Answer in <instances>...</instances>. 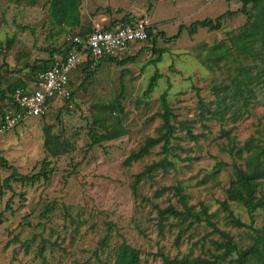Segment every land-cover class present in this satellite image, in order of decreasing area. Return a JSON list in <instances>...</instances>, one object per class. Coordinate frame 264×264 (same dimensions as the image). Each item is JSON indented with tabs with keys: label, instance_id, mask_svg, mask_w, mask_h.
Returning a JSON list of instances; mask_svg holds the SVG:
<instances>
[{
	"label": "rangeland",
	"instance_id": "374dc122",
	"mask_svg": "<svg viewBox=\"0 0 264 264\" xmlns=\"http://www.w3.org/2000/svg\"><path fill=\"white\" fill-rule=\"evenodd\" d=\"M80 1V26L61 30L49 23L46 0H0V90L4 95L6 84L15 79L31 83L33 73L25 65L46 59L51 48L65 46L67 35L95 22L105 26L128 14L134 19L145 18L152 34L160 31L168 37L176 33L179 24L214 18L225 10L232 13L222 19L217 30L197 27L189 34L182 29L168 42L156 36V47L165 51L155 64L147 63L152 55L146 41L119 55L132 56L131 62L116 65L100 60L81 86L84 75L78 68L70 71L69 86L75 89L67 108L58 109L56 102L44 116L30 117L0 134V154L19 173L37 172L42 160L49 161L50 171L47 182L17 181L9 188L0 185V264H97L93 251L110 261L114 246L121 240L138 250V264H163V257L202 256L214 251L212 239L217 235L203 223L179 231L184 224L169 217L158 231L153 205L182 208L173 186L182 188L186 205L194 209L199 203L206 205L215 214L216 226L228 232L238 248L251 243L255 233L247 226L226 223L220 209L232 177L231 164L241 162L227 152L220 129H230V135L241 144L255 128L264 126V82L255 87L248 112L238 119L199 116L200 102L207 104L213 98L212 85L227 82L228 74L234 73V64L227 67L219 62L207 67L200 60L209 46L218 41L226 43V37L244 23V14L235 11L241 0ZM146 44L147 48L140 49ZM154 71L160 76L154 88L145 93ZM162 91H166L172 113L174 130L167 159L173 166L141 180L133 195V174L160 159L162 153L155 145L141 159L128 164L123 160L145 137L157 133ZM114 99L120 109L103 107ZM2 103L0 100V106ZM98 116L124 133L88 147L87 129ZM96 130L101 132L99 127ZM46 137L59 148L55 156L45 148ZM8 173L0 168V184ZM163 187L166 189L155 195ZM227 203L245 225H264V209H256L250 218L238 204ZM105 223L111 226L108 246L98 250L96 242L104 233Z\"/></svg>",
	"mask_w": 264,
	"mask_h": 264
},
{
	"label": "trees",
	"instance_id": "16d2710c",
	"mask_svg": "<svg viewBox=\"0 0 264 264\" xmlns=\"http://www.w3.org/2000/svg\"><path fill=\"white\" fill-rule=\"evenodd\" d=\"M80 2V0H46L49 23L57 26L61 30L65 27H79L81 24L79 12ZM240 3V7L235 11L244 14V23L238 31L226 37V43L224 41H218L214 45L209 46L207 48V53L200 60V62L207 67L219 62H224L227 67L234 64V73L228 74L227 82L223 83L222 81L212 85V100L207 104L205 102H200L201 112L199 116L204 119L225 118L229 121L238 119L244 113L248 112V107L254 100L255 87L264 82V0H241ZM231 13V10H225L214 18L204 17L199 20H192L188 25L179 24L176 33L168 37L164 36L160 31L152 34L151 26H149L146 30V41H149L148 48L151 50L152 57L147 63L155 64L160 61L161 54L165 51L164 47H156V36L161 37L164 42H168L177 38L182 29H185L189 34H193L197 27H205L207 30H217L221 26L222 19ZM136 19L138 18L134 19L130 18L128 14H122L120 18L112 19L108 24L102 26V29L109 30L118 25L132 23ZM90 30L91 27H85L80 29L76 35L85 37ZM64 45L65 46L59 48H51L48 51V57L46 59L33 62L30 66H24V68H29V71L33 73L31 76L32 81L38 72L43 71L51 65L55 57H63L67 52L77 46L75 43L68 40H66V44ZM142 48H147V44L143 45L140 49ZM103 60L111 61L116 65H122L126 62H131L133 57L126 56L124 58H119L117 56H107L101 59V61ZM97 63L92 68L86 64L77 67L81 76L82 74L84 75L78 86H81L85 80L89 79V74L95 69ZM159 76L157 71L153 72L147 82L145 93L154 88ZM26 86L24 81L15 79L13 82L6 84L4 89L6 95H4L3 90H0V100H3L0 106V117L3 108L16 109V106L11 100V93L14 88ZM73 89H75V87L70 88L69 99L63 100L58 109L61 107L67 108V104H69L73 98ZM159 103L161 108L159 115L161 124L157 133L153 136L145 137L144 141L137 149L130 151L123 160L125 164H128L131 161L141 159L148 154L150 149L155 145L160 147V153H162L160 159L151 161L149 164L144 165L142 170L133 174L130 185L133 195L137 194V186L141 180L150 179L156 170L161 169L162 171H166L167 168L173 166V163L167 159L169 143L174 127L170 122L172 113L166 100V91L160 93ZM103 107H107L108 109L109 107L111 109L118 107L120 109L117 99H114ZM48 111L49 109L45 114ZM203 113H205V115H203ZM97 127L101 129V132L96 130ZM123 133V130H118L116 126H113V124L110 125L103 120L102 117L98 116L93 124L88 126L87 137L89 143L87 146L99 145L102 141L116 138ZM187 133L190 137L195 138L188 130ZM220 136L226 139L225 145L227 152L233 158L241 161L240 163L233 161L231 164L232 177L224 190L225 198L220 202V209L223 211V217L226 223L235 227H249L255 233L254 238H252L253 241L243 248H238L229 233L216 226L213 220L215 214L209 212L206 205L199 203L196 209H194L193 206L186 205L184 196L181 193L182 188L180 186H173L174 194L181 202L182 208L177 209L171 204H167L164 207L153 205L155 210V225L158 231L161 232L164 222L170 217L184 224V227L179 228V231L187 230L195 223H203L210 228V232L217 235V238L212 239L214 251L206 255H182L172 258L163 257V264H264V225L260 228L245 225L233 214L227 203V201H231L238 204L250 215V218L252 217L251 214L256 209H264V126L255 128L254 133L248 135L241 144H238L234 136L230 135V129H220ZM51 141L50 138L46 137L44 143L45 148L50 153V156H55L59 148L51 143ZM48 165V160H42L41 167L37 172L30 175L22 174L0 154V168H5L9 171V173L2 178L0 185L4 188H9L11 182L17 181L21 183H30L41 179L43 182H47L50 174V171L47 169ZM164 189L166 188L163 187L156 190L155 195L161 193ZM11 197H9L5 203V209H8L7 205ZM110 229V224L105 223L104 233L96 242V248L98 250H103L108 246L107 240ZM179 236L180 233L175 236V244L178 243ZM93 254L97 264L139 263L138 250L123 240L114 246L110 261L105 258H100L97 254V250H94ZM232 254H234V257H229Z\"/></svg>",
	"mask_w": 264,
	"mask_h": 264
},
{
	"label": "built area",
	"instance_id": "2783aa9c",
	"mask_svg": "<svg viewBox=\"0 0 264 264\" xmlns=\"http://www.w3.org/2000/svg\"><path fill=\"white\" fill-rule=\"evenodd\" d=\"M149 23L138 18L132 23L115 26L109 30L93 23L85 37L67 35L66 40L75 43L76 48L63 57H55L49 67L38 72L26 87H16L11 93L16 109L3 108L0 117V134L25 122L30 117H39L59 102L70 97L68 74L79 65L90 68L104 57L129 52L147 40ZM58 105V104H57ZM59 105V106H60Z\"/></svg>",
	"mask_w": 264,
	"mask_h": 264
},
{
	"label": "crops",
	"instance_id": "0c3cea01",
	"mask_svg": "<svg viewBox=\"0 0 264 264\" xmlns=\"http://www.w3.org/2000/svg\"><path fill=\"white\" fill-rule=\"evenodd\" d=\"M102 26V25H101ZM92 27V26H91Z\"/></svg>",
	"mask_w": 264,
	"mask_h": 264
}]
</instances>
